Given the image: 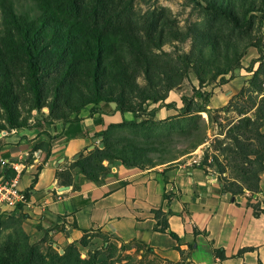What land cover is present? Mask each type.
<instances>
[{
	"label": "trees",
	"instance_id": "obj_1",
	"mask_svg": "<svg viewBox=\"0 0 264 264\" xmlns=\"http://www.w3.org/2000/svg\"><path fill=\"white\" fill-rule=\"evenodd\" d=\"M191 1L202 9L208 24L181 31L157 28L154 11L140 20L133 9L134 0H0V132L37 127L41 122L66 121L85 105L91 104L95 111L100 102L114 103L122 113L132 112L134 119L122 123L136 125V118L147 111L148 103L164 101L172 88L182 81L190 82L192 72L198 87H191L198 95L181 96L182 106L177 110V117H189L179 132L189 144L175 151L180 156L190 155L206 141L194 119L200 118L198 113L202 111L210 117V95L201 90L217 79L226 82L228 73L241 68L240 60L247 48L254 47L258 67L247 86H242L220 109L235 113L225 127L219 125L223 138H214L224 163L204 151L195 167L206 171L205 167L214 164L219 172L229 168L239 184H225L222 178L223 191L236 195L247 190L251 194L247 205L253 214L264 215V205L251 201L261 191L259 174L264 171V82H256L264 59L260 32L264 25V0ZM166 44L172 49L164 50ZM196 97L200 103L195 102ZM44 107L45 118L30 125L31 112ZM149 111L153 113L152 109ZM116 126L119 124H111L108 130ZM107 133H99L102 148L94 147L72 162L71 168L79 166L92 180L105 173L103 160L118 159L128 167L146 169L161 163L154 161V153H161L160 157L167 151L171 153L170 147L177 142L172 138L146 142L127 137L108 139ZM44 151L47 155L48 144ZM209 157L211 164L207 162ZM42 165L43 162L37 169ZM6 174L10 175L11 170ZM67 174L68 170L61 172L64 177ZM27 195L28 190L24 192ZM164 198L168 196L164 194ZM169 213L162 208L153 211L155 230L177 239L168 229ZM7 215L4 228L11 227L14 232L1 244L0 264H59L67 260V253L49 254L45 260L37 244H30L22 229L24 216ZM68 248H73V244L69 243ZM214 255L225 257L222 249H215ZM176 264L192 263L182 258Z\"/></svg>",
	"mask_w": 264,
	"mask_h": 264
},
{
	"label": "crops",
	"instance_id": "obj_2",
	"mask_svg": "<svg viewBox=\"0 0 264 264\" xmlns=\"http://www.w3.org/2000/svg\"><path fill=\"white\" fill-rule=\"evenodd\" d=\"M250 48L246 53L253 52ZM243 78L238 74L229 79L220 93L239 91ZM214 100L225 102L212 94L209 107H217ZM97 107L92 111L88 104L69 120L41 122L0 135V160L8 161L0 163V182H14L23 194L28 190L23 201L0 195V211L23 215L21 226L29 239L47 235L63 245L77 240L84 230L98 228L121 241L142 242L165 264L182 258L192 264H264V215L253 214L247 194L223 191L215 176L183 162L184 155L146 169L128 167L118 159L103 160L106 170L97 180L85 176L79 166L71 168L94 147L102 148L100 132L134 119L132 112L117 111L114 103ZM43 139H47V155L38 145ZM11 162L19 165L18 170ZM8 169L11 175L6 174ZM65 170L66 177L61 175ZM157 208L170 211L168 229L177 239L155 230ZM215 249H222L225 257H216Z\"/></svg>",
	"mask_w": 264,
	"mask_h": 264
},
{
	"label": "rangeland",
	"instance_id": "obj_3",
	"mask_svg": "<svg viewBox=\"0 0 264 264\" xmlns=\"http://www.w3.org/2000/svg\"><path fill=\"white\" fill-rule=\"evenodd\" d=\"M133 9L136 12V17L140 20L147 18V15L150 11L156 13V22L159 27L162 29L168 30L169 28H178L183 31L186 28L190 27H203L208 24V18L204 14L201 8L197 7L191 0H134ZM262 35V40L264 42V25L260 30ZM188 43L184 44L185 49L188 48ZM164 50H171L172 46L166 44L163 47ZM251 53H246L242 56L240 62L243 63L241 68H237L232 72L226 75L227 81L231 78H234L236 75L241 74L244 76L243 86H247L249 79L251 78L253 71L258 67L259 62L255 60L258 58V53L256 49L250 48ZM254 54V55H253ZM253 56H256L253 58ZM263 69L256 78V82H264V59ZM252 71H248L251 69ZM231 74V76H230ZM190 82L182 81L180 85L172 88L167 97L162 102L158 103H148L146 106L147 111L141 113L139 117L136 118L138 124H124L122 121L119 126H116L110 130L108 127L105 129L108 131V139H117V138H131L137 141L146 142L149 140L154 141H166L169 138L177 139V142H174V145L170 147L171 153L167 151L161 156V153H154L153 157L155 162H165V160H170L176 156L179 151L184 146H188V140L185 139V136L180 135V129L188 124V116H179L177 112L178 108L182 106L181 96L185 95L187 97L197 96L198 93H194L191 85H194L197 88V81L193 73H190L189 76ZM138 81L143 82L142 78L139 77ZM226 82H219L218 79L215 82L210 83L208 86L203 88L202 92H208L210 97L215 95L225 98V102L220 105V100H214L217 105L216 108L209 107L208 112L206 111L199 112V117L194 118L201 134L206 136V141L199 145L193 152V155L187 156L184 155L183 162H189V166H198L202 160L204 151L208 155H216L220 162L224 163L223 156L220 151L217 150V143L214 141V138H223V131L219 128V125L225 127L231 120L235 118V113L232 109L220 110L223 108L231 96L238 91L235 88H231L225 92L220 93L223 84ZM264 84V83H263ZM225 96V97H224ZM209 97V100H210ZM245 100V97L240 101ZM196 103H200L201 100L196 97ZM105 103L100 102L98 105ZM107 104V103H105ZM97 105V106H98ZM95 107L98 109V107ZM153 110V113H149V110ZM159 110V111H157ZM47 112V108H41L36 111L31 112V118L29 124H37L40 122V119L43 117V113ZM157 112H160V117L157 116ZM204 119V120H203ZM1 135L5 134V131L0 132ZM24 137V136H23ZM25 138V137H24ZM47 139H43L41 143H38L43 150L47 148ZM28 140L25 138V142ZM164 158V159H160ZM28 159H31V156H28ZM170 162V161H169ZM208 164L212 163L211 157L207 160ZM206 173H210L215 176L219 181L223 178L225 184L229 182H234L239 184L238 179L232 174L229 168L225 167L224 172H219L218 168L213 164L210 167L204 168ZM11 175V174H10ZM259 187L260 193L257 194L252 202L258 201L264 205V171L259 174ZM249 198L251 196L250 192L247 190L244 192ZM7 213L0 211V248L1 244L7 240V236L14 232L13 228H4V222L7 220ZM48 241L51 244L47 243ZM30 244H37V249L45 260L48 259L49 254H57L58 256L64 255L67 257L66 261L60 262L59 264H92V263H103V264H165L159 259L157 255L145 245L139 241H121L117 238H114L108 233L101 231L98 228H90L82 233V235L74 241L66 242L63 245H58L52 238L43 236L40 239L30 238ZM69 243L73 244V248H68Z\"/></svg>",
	"mask_w": 264,
	"mask_h": 264
},
{
	"label": "built area",
	"instance_id": "obj_4",
	"mask_svg": "<svg viewBox=\"0 0 264 264\" xmlns=\"http://www.w3.org/2000/svg\"><path fill=\"white\" fill-rule=\"evenodd\" d=\"M7 160H0L1 164L7 163ZM11 166L18 170L19 165L11 162ZM0 195H2L5 199H10L11 197H16L18 201L25 200V196L23 193L18 192L14 187V182H0Z\"/></svg>",
	"mask_w": 264,
	"mask_h": 264
},
{
	"label": "water",
	"instance_id": "obj_5",
	"mask_svg": "<svg viewBox=\"0 0 264 264\" xmlns=\"http://www.w3.org/2000/svg\"><path fill=\"white\" fill-rule=\"evenodd\" d=\"M1 135V134H0ZM100 147H103V143L100 144ZM76 170H78V167H76ZM67 186H62L61 189L66 188Z\"/></svg>",
	"mask_w": 264,
	"mask_h": 264
}]
</instances>
